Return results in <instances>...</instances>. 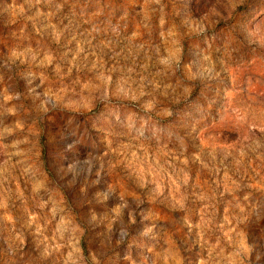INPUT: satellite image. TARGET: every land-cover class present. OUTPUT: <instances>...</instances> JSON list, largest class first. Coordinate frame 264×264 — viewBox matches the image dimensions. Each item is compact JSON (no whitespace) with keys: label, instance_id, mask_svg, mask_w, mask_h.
Segmentation results:
<instances>
[{"label":"rangeland","instance_id":"rangeland-1","mask_svg":"<svg viewBox=\"0 0 264 264\" xmlns=\"http://www.w3.org/2000/svg\"><path fill=\"white\" fill-rule=\"evenodd\" d=\"M0 264H264V0H0Z\"/></svg>","mask_w":264,"mask_h":264}]
</instances>
